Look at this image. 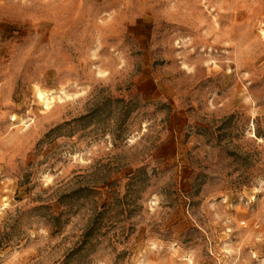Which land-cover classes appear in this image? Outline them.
<instances>
[{"label": "rangeland", "instance_id": "374dc122", "mask_svg": "<svg viewBox=\"0 0 264 264\" xmlns=\"http://www.w3.org/2000/svg\"><path fill=\"white\" fill-rule=\"evenodd\" d=\"M0 264H264V0H0Z\"/></svg>", "mask_w": 264, "mask_h": 264}, {"label": "trees", "instance_id": "16d2710c", "mask_svg": "<svg viewBox=\"0 0 264 264\" xmlns=\"http://www.w3.org/2000/svg\"><path fill=\"white\" fill-rule=\"evenodd\" d=\"M92 230H93V229H89V230L87 231V233L85 234V236H84V237H85V241H84L83 244H86V241H87L86 239H89V237L91 236Z\"/></svg>", "mask_w": 264, "mask_h": 264}, {"label": "bare ground", "instance_id": "6f19581e", "mask_svg": "<svg viewBox=\"0 0 264 264\" xmlns=\"http://www.w3.org/2000/svg\"><path fill=\"white\" fill-rule=\"evenodd\" d=\"M47 101H49V100H47Z\"/></svg>", "mask_w": 264, "mask_h": 264}]
</instances>
